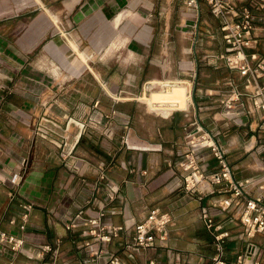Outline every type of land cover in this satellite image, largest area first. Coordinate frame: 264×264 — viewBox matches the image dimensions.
Wrapping results in <instances>:
<instances>
[{"label": "crops", "instance_id": "obj_1", "mask_svg": "<svg viewBox=\"0 0 264 264\" xmlns=\"http://www.w3.org/2000/svg\"><path fill=\"white\" fill-rule=\"evenodd\" d=\"M4 1L0 0L1 17L17 10ZM36 1L29 10L32 16L28 17L20 34L13 33L18 21L12 15L0 19L3 21L0 31L1 28L6 31L5 35H0V71L8 77L0 80V229L24 235L25 247L31 250L34 245L50 244L57 249V255L53 258L48 253L31 262L18 253L9 252L5 255L8 260L0 254V264H82L85 253L71 242L72 235L65 231L62 220L64 212L75 210L72 203L82 204L89 197H95L97 202L104 199L103 191L92 190L97 179V165L102 160L107 164L108 177L120 188V197L106 205L108 210L114 207L119 211L108 213L107 221L113 225H123L124 218L129 219V223L139 221L154 207L173 216L169 251L153 248L128 255L122 244L129 238V232H123L110 244L111 251L127 264H148L149 259L158 264H173L175 253L179 254L181 264H210L214 254L213 240L200 219V206L208 207L218 221L225 223L226 213L212 207L223 195L217 190L192 196L183 193L178 188L180 177L172 165L186 145L184 121L173 117L172 112L188 108L190 81L151 78L144 83L141 94L148 92L153 96L145 98L140 94L135 99L163 116L158 118L127 100L131 98L114 96L108 89V93L124 101L116 103L110 97L106 104L101 89L104 84L101 85L99 79L113 82L114 87L117 69H108V65L98 69L94 62L108 60L110 54L122 52V68L138 79V85L147 62L151 67L156 64L150 57L155 27L148 22L147 7L141 5L142 0H120L121 6L117 0H60L59 4ZM67 13H72L74 19L68 31L59 25V20ZM258 13L264 16V9ZM50 14L57 17V24ZM117 16L120 17L118 23L115 22ZM255 36L257 43L252 50L264 55V20L257 24ZM115 43L124 46L114 51ZM69 44L75 45L79 53ZM68 51L79 61V67L68 61ZM54 64L60 66L53 68ZM213 72L223 77L226 69ZM56 76L61 77L57 82L49 81ZM150 84L163 87L149 90ZM170 92L177 93V97L167 94ZM95 100L104 112L112 108L119 112L115 117L114 136L106 138L95 131L79 134L74 124L73 132L65 136L64 146L78 167V171H73L68 167L71 160H61L58 148L34 135L33 124L42 108L49 109L57 121L59 118L67 123L69 118H83L91 111ZM134 104L139 108L137 113L131 111ZM193 120L200 118L195 114L186 115L185 123ZM124 123L128 124L125 130ZM122 134L126 135V144L120 140ZM222 142L224 146L229 144L225 136ZM227 148L228 154L235 152L232 158L227 156V160L234 163L233 175L237 179L246 178L247 174L239 167L242 157L248 153L243 143L238 142L234 147L229 144ZM206 158L208 170H215V159L209 153ZM24 203H30L31 209L25 211L21 206ZM25 212L28 219L24 231H20V216ZM88 212L93 213L91 209ZM11 219L15 220L13 224L9 223ZM225 226L230 225L226 223ZM231 230L235 233L238 228ZM241 250V243L227 241L226 251L230 256Z\"/></svg>", "mask_w": 264, "mask_h": 264}, {"label": "built area", "instance_id": "obj_2", "mask_svg": "<svg viewBox=\"0 0 264 264\" xmlns=\"http://www.w3.org/2000/svg\"><path fill=\"white\" fill-rule=\"evenodd\" d=\"M203 2L216 19V33L223 46L221 52L205 54L204 58H208L214 69H226V74L215 81V88L205 93L206 96H216L217 112L212 116V123L246 128L245 134L251 133L248 140H254L252 149L264 153V55L252 50L257 43V24L264 20V16L258 13L264 9V0ZM197 3L198 0H186L189 8L196 9ZM117 116L119 112L116 109L104 112L95 100L86 116L69 118L66 128L59 121L42 115L35 121L32 132L58 148L60 159L67 161L71 160V152L65 151L64 146L70 121L77 126L79 134L95 131L112 138ZM190 125L185 135V150L172 163L180 177L178 188L190 196L217 190L223 197L216 200L212 207L227 215L223 223L208 207L200 206V219L213 240L214 254L210 264H264V184L257 185L255 189L256 183L251 178H235L227 160L229 144L224 146L222 138L225 134L216 124L204 127L200 121L193 120ZM123 127L127 129L128 124L124 123ZM120 140L126 144V135L122 134ZM244 150L249 151L245 147ZM207 153L216 161L213 171L208 170ZM68 167L78 171L72 160ZM92 190L103 191L104 199L97 202L95 197H89L82 204L72 203L75 210L64 212L62 220L65 231L72 235L71 242L85 253L82 264H127L109 249L123 232H129V238L122 244L123 251L128 255L153 248L169 249V233L173 224V216L169 212L154 207L148 209L139 221L129 223L130 220L124 218L123 225H113L105 219L108 213L119 211L114 207L108 210L106 205H111L120 197V188L108 177L107 164L103 160L97 165V179ZM94 205L96 209L92 208ZM21 206L25 211L32 207L30 203ZM89 209L93 213H89ZM27 219L28 213H22L18 226L20 231H24ZM14 222V219L9 221L10 224ZM226 223L230 226L226 227ZM233 227L238 228L235 233H232ZM227 241L241 243L242 250L230 256L226 251ZM0 244L9 252L17 253L22 250L25 239L22 235L0 229ZM32 253L37 258L48 253L56 257L57 249L50 244H40L32 247ZM148 264L158 263L149 259ZM173 264H181L178 253L174 254Z\"/></svg>", "mask_w": 264, "mask_h": 264}, {"label": "rangeland", "instance_id": "obj_3", "mask_svg": "<svg viewBox=\"0 0 264 264\" xmlns=\"http://www.w3.org/2000/svg\"><path fill=\"white\" fill-rule=\"evenodd\" d=\"M35 1L36 0H5V3L17 7V10H13L11 13L2 15V17L0 16V19H4L5 17L12 15V18L18 21L16 27L13 29V33L20 34V32L25 27L28 17L32 16V13L29 12V10L32 9L31 5L37 2ZM59 1L60 0H40V2H42L41 4H59ZM142 1L143 2L141 5L146 6L150 12V15L147 16L148 22H150L155 27V33L153 37L154 46L151 48L150 57L154 58V63L156 64H152L151 67L147 62V66H145L144 70H142V77L137 85L138 79H135V76L132 73H129L127 70H123L122 68V52L113 53V55L110 54V58L108 60H94L95 66L98 69H105L106 65H108V69H117L116 75L114 77L115 86L113 87V82L106 83L104 78L103 80L99 79L101 85L104 84L106 88L112 94H114V96L131 98L127 100L136 103L140 109H143L149 113V115L162 118V115L148 110L145 104L135 99V97L140 95L143 91L144 83L151 78H162V80H188L190 81L191 86V102L188 105V109L184 111H174L172 114L173 117L177 116L179 121H184L182 124L183 135H186V132H188V130L191 128L189 123H185L186 115L189 116L195 114L200 118L199 121H201L204 127H211L216 124L215 126L222 130V132L225 134L226 141L231 144V147H234L239 142L243 143V146L246 148V145L252 141L248 140V137L251 133L249 132L245 134L246 128L241 126L225 127L221 122L212 123V116L217 112V102L215 101L216 96H206L205 93H209L210 89L215 88V78L220 79L222 75L213 74L215 73L213 71L219 70L222 67L214 69L213 66L208 63V58H204V56L208 53H219L223 50V48L222 43L220 42V39L216 33V19L210 14L208 7L204 4L203 0H198L196 9L189 8L186 5V0ZM117 2L121 6L122 2L120 0H117ZM50 15L57 24V17L53 16L52 14ZM119 18L120 17L117 16V19L115 20L116 23L119 22ZM2 22L3 21H0V24H2ZM73 24L74 19L72 13H67L65 18L59 20V25L65 26L67 31L73 26ZM1 29L2 31H0V35H5V29ZM66 36L69 38L68 40L72 42V40H70V36L68 34H66ZM122 46H124L123 43H115L114 51L120 49ZM70 47L73 51L79 53L75 45L71 44ZM154 54H156L155 57L153 56ZM68 56H70L68 61L71 62V64H74V66L79 67V61H75L73 58L74 54L68 51ZM75 62H77V64H75ZM55 66L57 67L60 65L54 64L53 68ZM54 71L58 73L56 69ZM152 71L155 73H151ZM60 78L61 77L56 76L51 79L49 78V81L53 80L54 82H57ZM1 79L2 81L8 79L6 74L2 71H0V80ZM101 89L106 97V104H108L110 97L116 103L124 101L121 99H116L112 94L108 93L103 88V86H101ZM159 89V87H156L152 90ZM138 107L134 104V106L131 108V111L133 113H137V109H139ZM87 114L88 113H85L83 116H86ZM42 115L57 120L54 118V115L49 109L42 108L37 116ZM58 120L61 121L59 123L64 128H66V121L62 122V120L59 118ZM202 121H204L206 124H204ZM73 125L74 124L71 123L69 126H67V132H73ZM236 137H240L239 140H237ZM234 153H227L228 158H232ZM242 160L243 161L241 164H239V167L241 168L240 170L244 174H247L246 178H251L252 181L256 183L254 188L256 189L257 185L264 184V153H257L254 148L248 151V153L242 157ZM231 163L229 162L232 167L234 163ZM183 193L185 192L183 191ZM22 236L24 237V235ZM24 239L26 241L25 237ZM7 253H9V250L4 245L0 244V254L8 260V256H5ZM17 253L25 257L28 261H38V258L34 256L32 250L29 247H25V244L22 250Z\"/></svg>", "mask_w": 264, "mask_h": 264}, {"label": "bare ground", "instance_id": "obj_4", "mask_svg": "<svg viewBox=\"0 0 264 264\" xmlns=\"http://www.w3.org/2000/svg\"><path fill=\"white\" fill-rule=\"evenodd\" d=\"M156 87H159V88L161 89V88L163 87V85H159V84H150V85H149V89H150V90H152V89H154V88H156ZM103 88H104L105 90H107V88H106L105 85L103 86ZM167 94L170 95V96L177 97V93H175V92H174V93H171V92H170V93H167ZM141 95H142V97H145V98H151V97L153 96L152 93H148V92H143ZM187 109H188V108H187ZM187 109H186V110H187ZM173 112H174V111H173ZM173 112H172V113H173ZM172 113H171V114H172ZM171 114H170V115H171ZM170 115H168L166 118H168ZM252 145H253V139H252V141H251L249 144L246 145V149L250 151V150L252 149ZM254 165H256V164H254Z\"/></svg>", "mask_w": 264, "mask_h": 264}]
</instances>
